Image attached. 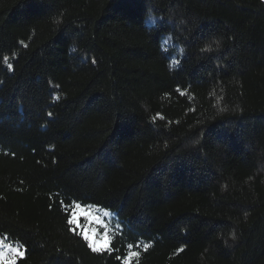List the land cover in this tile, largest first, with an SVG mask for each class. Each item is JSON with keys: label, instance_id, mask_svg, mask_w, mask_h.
I'll return each instance as SVG.
<instances>
[{"label": "trees", "instance_id": "16d2710c", "mask_svg": "<svg viewBox=\"0 0 264 264\" xmlns=\"http://www.w3.org/2000/svg\"><path fill=\"white\" fill-rule=\"evenodd\" d=\"M0 242L24 253L0 264H264V0H0Z\"/></svg>", "mask_w": 264, "mask_h": 264}, {"label": "rangeland", "instance_id": "374dc122", "mask_svg": "<svg viewBox=\"0 0 264 264\" xmlns=\"http://www.w3.org/2000/svg\"><path fill=\"white\" fill-rule=\"evenodd\" d=\"M75 225L83 232V235L87 237V240L94 249H106L109 246V238L105 232H101L99 235V228L102 226V219L94 214L92 210L79 207L75 210ZM19 253V254H18ZM0 255L2 257H10L17 259L24 255L18 247L6 246L0 242Z\"/></svg>", "mask_w": 264, "mask_h": 264}, {"label": "snow or ice", "instance_id": "6c2138e0", "mask_svg": "<svg viewBox=\"0 0 264 264\" xmlns=\"http://www.w3.org/2000/svg\"><path fill=\"white\" fill-rule=\"evenodd\" d=\"M209 50H210V49H209ZM76 207H77V209H79L80 206L77 205ZM73 215H74V218H73L72 220L69 221L70 224H75V223H76L75 214H73ZM85 238L87 239V237H85ZM97 250H98V249H97ZM18 254H19V253H18ZM0 259H3L2 255H0ZM5 264H8V262L5 261ZM13 264H14V262H13Z\"/></svg>", "mask_w": 264, "mask_h": 264}]
</instances>
